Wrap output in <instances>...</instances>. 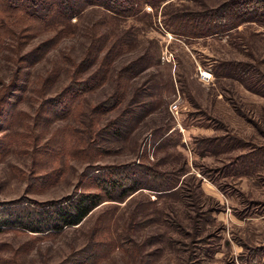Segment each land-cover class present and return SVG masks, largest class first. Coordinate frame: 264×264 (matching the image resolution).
<instances>
[{
  "label": "rangeland",
  "instance_id": "rangeland-1",
  "mask_svg": "<svg viewBox=\"0 0 264 264\" xmlns=\"http://www.w3.org/2000/svg\"><path fill=\"white\" fill-rule=\"evenodd\" d=\"M58 3L0 0V264H264V0Z\"/></svg>",
  "mask_w": 264,
  "mask_h": 264
},
{
  "label": "trees",
  "instance_id": "trees-1",
  "mask_svg": "<svg viewBox=\"0 0 264 264\" xmlns=\"http://www.w3.org/2000/svg\"><path fill=\"white\" fill-rule=\"evenodd\" d=\"M117 1L118 0H113L112 4L122 6L124 3L126 5H130V4H134V3L138 2V0H120V3L118 4ZM151 2H153V1H151ZM67 3H69V0H62V3H58L56 5L59 6L58 7L59 8V15L58 16L64 20L69 21L71 19V17L73 16V14L76 13V11H75V8H73V6L66 5ZM101 47L102 46H96V48H98V49H101ZM96 59H97L96 54L94 56H90L87 59L88 60V66L93 64L96 61ZM132 67H133V65H130L128 67L129 72H130V70L132 71ZM96 76H98V75H96ZM92 80L93 79L88 78V79L82 80L80 83H76V84L71 83L70 85L67 86L66 90L72 89L75 92H79V90H82V92H83L84 90H87L91 87L90 85L88 87V84ZM122 91L125 92V89H123ZM68 92H70V91H68ZM118 92H119V90H118ZM60 103H62V102H60ZM63 104L64 105L67 104V101H64ZM131 190H133V187H131ZM103 200L104 199H103V197H101V195L84 194V195H81L77 200L72 201V202L70 201L71 204L68 206L60 205L58 207V211H55V214L57 212L58 215L56 214V217L53 218L54 220H59V222L55 221V224H53V226H51L49 228L57 229V228H61L63 225L80 223L87 216V214L95 206H97L100 202H102ZM0 222H2L1 219H0ZM1 224H5V223H1Z\"/></svg>",
  "mask_w": 264,
  "mask_h": 264
},
{
  "label": "built area",
  "instance_id": "built-area-1",
  "mask_svg": "<svg viewBox=\"0 0 264 264\" xmlns=\"http://www.w3.org/2000/svg\"><path fill=\"white\" fill-rule=\"evenodd\" d=\"M200 77L201 79H203L204 81H210L212 78V72L209 69H203L200 71ZM173 109H177L178 108V104L174 103L172 105Z\"/></svg>",
  "mask_w": 264,
  "mask_h": 264
}]
</instances>
